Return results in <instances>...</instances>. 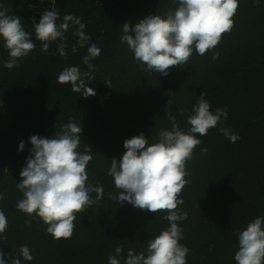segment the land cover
I'll list each match as a JSON object with an SVG mask.
<instances>
[{
    "label": "trees",
    "instance_id": "obj_1",
    "mask_svg": "<svg viewBox=\"0 0 264 264\" xmlns=\"http://www.w3.org/2000/svg\"><path fill=\"white\" fill-rule=\"evenodd\" d=\"M3 2L9 14L21 17L36 44L11 70L3 65L9 57L0 46V191L5 194L0 209L9 221L7 239L0 240L5 259L17 256L23 244L34 256L24 264H108L117 245H123L125 255L129 248L144 251L147 241L168 227L164 213L117 203L107 169L112 158L119 159L126 151V139L143 132L153 142L160 129H170L169 113L186 131L190 127L186 116L203 92L210 110L223 108L228 118L199 137L202 143L186 164L188 183L178 210L187 211L188 219L181 223L180 242L191 250L187 264H236L237 230L264 216V0L258 5L240 0L233 29L213 50L220 53L217 60H212L211 51L203 56L194 53L189 64L169 68L167 76L142 71L120 36L122 23L133 26L149 14L174 8L172 0ZM52 9L59 11L61 20L65 14L82 18L86 34L102 50L93 61L94 70L82 63L86 48L71 51L77 39L72 29L66 34L67 57L59 55V41L42 51L34 23ZM72 65L93 72L95 80L87 87L95 95L85 97L73 92L70 84L57 82L60 72ZM180 109L187 110L184 116ZM70 120L81 124L79 150L88 145L95 152L88 164L89 183L104 191L100 201L76 214L71 238L57 240L46 233L39 218L17 210L22 194L16 184L30 155L29 137L50 138ZM219 127L238 133L240 139L229 141ZM21 140L25 149L18 151ZM202 148L208 149L206 154ZM91 196L95 199L96 193Z\"/></svg>",
    "mask_w": 264,
    "mask_h": 264
},
{
    "label": "clouds",
    "instance_id": "obj_2",
    "mask_svg": "<svg viewBox=\"0 0 264 264\" xmlns=\"http://www.w3.org/2000/svg\"><path fill=\"white\" fill-rule=\"evenodd\" d=\"M260 2L252 0L253 4ZM172 3L174 8L149 14L133 26L127 21L122 23L120 39L142 71L167 76L169 68L189 64L194 53L203 56L211 51L212 60H217L220 53L213 50L223 34L233 29L240 0H172ZM86 27L81 17L65 14L61 20L59 11L52 9L45 10L38 23H34V34L43 52L59 41V55L67 57L66 34L72 29L77 39L71 51L75 53L78 48H86L82 63L94 70L93 61L102 50L86 34ZM32 36L33 33L25 30L21 17L9 14L0 0V46L9 57L3 61L4 67L14 69L21 58L30 55L36 47ZM94 80L92 71H82L78 65L64 68L57 77L58 83L70 84L73 92L85 97L95 95V90L87 87V82ZM205 95L203 92L199 95L191 114L186 116L190 126L186 131L179 126L177 117L169 113L171 128L160 129L155 141L150 142L141 132L123 142L126 151L119 159H111L107 175L112 177L117 190L113 197L116 202H127L155 214L163 212L162 219L168 222V227L149 239L144 251L129 248L125 255L123 245H117L114 254L108 257V264H187L191 250L180 241L184 238L181 223L188 219V212L178 210V206L184 204L181 193L188 183L186 164L193 158L196 146L202 143L199 137L207 135L209 129L217 128L228 118L223 108L211 111ZM186 112L180 109L179 115L184 116ZM219 131L231 142L240 139L238 133L228 128L219 127ZM81 132L80 121L70 120L60 125L50 138L31 135L30 155L19 173L22 179L16 184L22 194L16 203L17 210L39 218L46 225V233L57 240L70 239L76 214L103 198V187L89 183L88 164L95 152L88 145H84L83 152L79 150ZM24 149L25 142L21 140L18 151ZM207 151V148L201 149L202 153ZM93 192L95 199L91 196ZM4 198V192L0 191V201ZM8 224V217L0 209V240L7 239ZM236 235V264H264V216L250 220ZM33 259L27 244L20 245L18 255L7 256V260L0 250V264H24Z\"/></svg>",
    "mask_w": 264,
    "mask_h": 264
}]
</instances>
